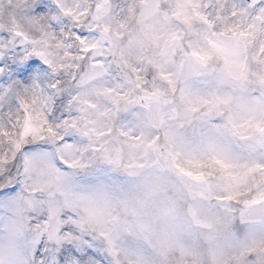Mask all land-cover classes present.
Here are the masks:
<instances>
[{
  "label": "snow or ice",
  "instance_id": "snow-or-ice-1",
  "mask_svg": "<svg viewBox=\"0 0 264 264\" xmlns=\"http://www.w3.org/2000/svg\"><path fill=\"white\" fill-rule=\"evenodd\" d=\"M0 264H264V0H0Z\"/></svg>",
  "mask_w": 264,
  "mask_h": 264
}]
</instances>
